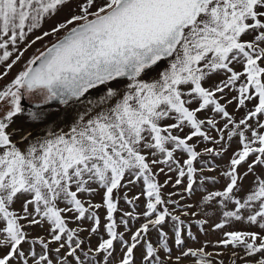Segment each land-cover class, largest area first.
<instances>
[{
  "label": "snow or ice",
  "instance_id": "snow-or-ice-1",
  "mask_svg": "<svg viewBox=\"0 0 264 264\" xmlns=\"http://www.w3.org/2000/svg\"><path fill=\"white\" fill-rule=\"evenodd\" d=\"M4 81L0 264H264V0H0Z\"/></svg>",
  "mask_w": 264,
  "mask_h": 264
},
{
  "label": "rangeland",
  "instance_id": "rangeland-1",
  "mask_svg": "<svg viewBox=\"0 0 264 264\" xmlns=\"http://www.w3.org/2000/svg\"><path fill=\"white\" fill-rule=\"evenodd\" d=\"M67 12H68V10L67 9H65V10H63L54 20H50V21H48L46 24H45V26H44V29L46 30L47 28H50L57 20H60V19H62L65 15H67ZM49 40H51V38H49ZM43 43H47V41H45V42H42V43H38L37 45H35L34 47H33V49H30L29 50V52L26 54V56H25V60L27 59V58H29L31 55H33L34 53H35V49L36 48H41L42 49V46H43ZM22 64H23V61L21 62ZM19 65L17 66V68L13 71V75L15 74V72L16 71H18L19 70ZM9 79H11V76L9 77ZM7 81H4V82H0V83H6ZM226 161H227V157H225V160L224 161H218V163H221V164H223V163H226ZM163 179H164V177L162 176L161 177V181H163ZM250 180H251V178H249V182H250ZM247 183V182H246ZM171 189H165V191H170ZM134 191H138V189H134ZM197 199H198V195H197V197H196ZM97 199H99V197H97ZM35 232H38L39 231V229H35L34 230ZM196 230L194 229V232H195ZM198 236H199V239L201 240V241H203V240H205V239H209V240H215V239H217L218 237H219V233H214V232H209V234L207 235V236H204V235H200L198 232L196 233ZM189 243V246H192V247H198V245H196V244H193L191 241H189L188 242ZM139 255V254H138ZM184 264H188V262L187 261H185L184 262Z\"/></svg>",
  "mask_w": 264,
  "mask_h": 264
}]
</instances>
